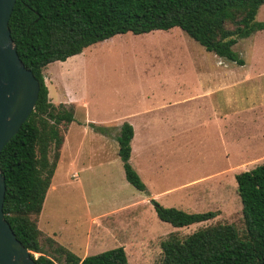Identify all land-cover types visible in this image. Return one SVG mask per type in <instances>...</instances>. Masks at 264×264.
I'll return each mask as SVG.
<instances>
[{
	"label": "rangeland",
	"instance_id": "1",
	"mask_svg": "<svg viewBox=\"0 0 264 264\" xmlns=\"http://www.w3.org/2000/svg\"><path fill=\"white\" fill-rule=\"evenodd\" d=\"M255 20L264 22V3ZM233 50L244 64L206 51L172 27L116 34L47 64L42 72L49 100L72 104L75 120L65 131L51 179L55 187L39 216L44 238L56 234L80 258L122 246L128 264H160V243L171 232L184 237L227 222L244 236L235 175L264 162V29L240 38ZM224 70L227 83L235 82L225 91L223 126L204 97L191 96ZM255 106V113L246 112ZM124 121L134 129L130 163L144 190L124 176L116 140ZM238 139L241 148L234 144ZM53 152L51 146L50 160ZM153 202L217 215L177 228L157 218Z\"/></svg>",
	"mask_w": 264,
	"mask_h": 264
},
{
	"label": "trees",
	"instance_id": "2",
	"mask_svg": "<svg viewBox=\"0 0 264 264\" xmlns=\"http://www.w3.org/2000/svg\"><path fill=\"white\" fill-rule=\"evenodd\" d=\"M263 3L264 0L15 1L8 21L10 34L19 57L38 79L40 88L33 110L0 153L6 183L3 213L36 264H128L122 246L80 258L54 238H44L37 225L65 131L75 120L72 104L49 100L43 68L116 34H142L172 27H179L206 51L242 65L244 60L233 46L240 38L264 29V22L255 20ZM90 124L107 131L105 126ZM133 135L132 124L122 122L116 136L118 155L125 179L144 190L140 175L130 163ZM51 146L52 160L48 156ZM235 180L245 235L240 236L234 224L227 222L206 225L184 237L171 232L160 243V264H264V162L236 174ZM153 203L157 218L177 228L217 215L214 210L186 212Z\"/></svg>",
	"mask_w": 264,
	"mask_h": 264
},
{
	"label": "water",
	"instance_id": "3",
	"mask_svg": "<svg viewBox=\"0 0 264 264\" xmlns=\"http://www.w3.org/2000/svg\"><path fill=\"white\" fill-rule=\"evenodd\" d=\"M16 0H0V153L33 110L39 81L17 53L8 21ZM6 190L0 169V264H36L3 213Z\"/></svg>",
	"mask_w": 264,
	"mask_h": 264
},
{
	"label": "crops",
	"instance_id": "4",
	"mask_svg": "<svg viewBox=\"0 0 264 264\" xmlns=\"http://www.w3.org/2000/svg\"><path fill=\"white\" fill-rule=\"evenodd\" d=\"M208 73H214V72H208ZM217 73V82H216V74ZM215 74H211L209 77H210V80L209 81H207V83H206V85L202 88V90H201V93H197V94H194V95H192L191 97L193 98V97H197V96H201V97H204L205 98V100H206V107H207V110L209 111V113H211L213 116L214 115H219V120H221V124H223V126L224 125H227V120H226V116H227V111H226V109L228 108V106H229V103H228V100H227V98H226V96H225V91H226V89H227V86H228V84H232V83H234L235 81H233V82H230V83H227V81H226V78H227V76H226V71L224 70V71H220V72H215ZM215 75V76H214ZM257 75H259V73L257 74ZM217 92H221L222 93V96H223V98L222 99H219L218 101L216 100V101H213V98H212V96L214 95V94H216ZM220 98V97H219ZM211 101V102H210ZM261 103L260 102H256V104L255 105H260ZM257 106H255V107H252V108H249V110H247L246 112H248V111H252L250 114H253V113H255L254 112V110H257ZM221 107H222V111H221ZM241 112V111H240ZM210 114V115H211ZM224 116V117H223ZM217 118V117H216ZM261 135H263V134H261ZM260 135V136H261ZM134 136V135H133ZM259 135L258 134H256V137H258ZM264 136V135H263ZM247 139L249 140V139H251V137H247ZM239 140L240 139H238V140H234V144L236 145V147H238V148H241L240 147V142H239ZM253 140V139H252ZM55 187V185H54V183L53 182H51V185L49 186V190L50 189H53L54 187ZM44 204V203H43ZM42 210H43V207H42ZM42 210H41V212H42ZM41 212L39 213V215H38V217H37V225L40 227V219H39V216H40V214H41ZM44 222H43V226H45L46 224H48V221H47V219L45 218L44 220H43ZM45 224V225H44ZM44 228H46V226L44 227ZM44 228H39L42 232H44L46 229H44ZM51 235H52V238L54 237V239L56 240V238H57V235L56 234H52V233H50ZM57 241V240H56Z\"/></svg>",
	"mask_w": 264,
	"mask_h": 264
}]
</instances>
